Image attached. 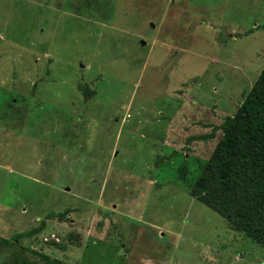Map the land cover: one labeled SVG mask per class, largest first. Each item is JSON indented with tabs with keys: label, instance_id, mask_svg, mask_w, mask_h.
<instances>
[{
	"label": "rangeland",
	"instance_id": "374dc122",
	"mask_svg": "<svg viewBox=\"0 0 264 264\" xmlns=\"http://www.w3.org/2000/svg\"><path fill=\"white\" fill-rule=\"evenodd\" d=\"M263 68L264 0H0V264H264L193 194Z\"/></svg>",
	"mask_w": 264,
	"mask_h": 264
},
{
	"label": "trees",
	"instance_id": "16d2710c",
	"mask_svg": "<svg viewBox=\"0 0 264 264\" xmlns=\"http://www.w3.org/2000/svg\"><path fill=\"white\" fill-rule=\"evenodd\" d=\"M79 89L87 99L96 94L88 83ZM216 129L222 130V138L196 180L193 194L264 247V68L237 112L227 116ZM212 137L214 132L192 139ZM182 170V179L186 181L187 169ZM65 214L51 212L48 217ZM45 224L16 234L13 239L31 237L42 231ZM4 242L11 243L6 239ZM30 251L46 264H67L34 249Z\"/></svg>",
	"mask_w": 264,
	"mask_h": 264
},
{
	"label": "water",
	"instance_id": "95a60500",
	"mask_svg": "<svg viewBox=\"0 0 264 264\" xmlns=\"http://www.w3.org/2000/svg\"><path fill=\"white\" fill-rule=\"evenodd\" d=\"M152 26H153V24H152ZM143 44H145V41H143Z\"/></svg>",
	"mask_w": 264,
	"mask_h": 264
}]
</instances>
